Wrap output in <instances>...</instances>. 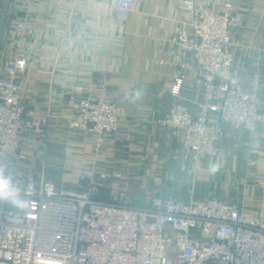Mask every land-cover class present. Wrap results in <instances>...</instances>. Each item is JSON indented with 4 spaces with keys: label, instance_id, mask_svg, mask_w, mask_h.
<instances>
[{
    "label": "crops",
    "instance_id": "crops-1",
    "mask_svg": "<svg viewBox=\"0 0 264 264\" xmlns=\"http://www.w3.org/2000/svg\"><path fill=\"white\" fill-rule=\"evenodd\" d=\"M106 0H50L34 7L28 16L15 12L10 2L0 49V65L14 56L18 45L27 47L31 62L20 77L26 111L33 125L19 147H11L6 159L16 170L33 169L39 177L56 181L66 189L80 188V170L118 171L129 183L133 203L145 205L153 195L179 200L220 198L237 201L244 212L264 208L258 186L264 169V121L247 131L226 124L214 142V152L204 154L200 169L183 150L182 136L162 124L171 107L185 104L192 113L205 100L204 86L191 71L179 96L171 93L177 75L175 27L185 17L182 0H132L122 17L105 10ZM201 5L204 0H194ZM224 0H214L219 9ZM4 0H0V13ZM232 14L243 15L244 25L232 27L234 60L241 65L237 79L244 89L259 77V109L264 112V0H231ZM25 19L31 31L12 28L15 18ZM189 33L192 29L187 26ZM104 81L117 106L119 139L72 128L69 117L78 112L79 93L74 85L85 80ZM94 94L99 90L94 88ZM211 122H220L215 111ZM41 133L45 137H41ZM256 149V165H249L250 149ZM236 184V187L232 186ZM118 184L104 181V196L113 200Z\"/></svg>",
    "mask_w": 264,
    "mask_h": 264
},
{
    "label": "built area",
    "instance_id": "built-area-1",
    "mask_svg": "<svg viewBox=\"0 0 264 264\" xmlns=\"http://www.w3.org/2000/svg\"><path fill=\"white\" fill-rule=\"evenodd\" d=\"M50 0H11L14 11L28 16L34 7ZM64 2L65 0H59ZM214 0L197 5L182 0L185 17L171 38L178 71L171 93L179 96L191 71L204 86L205 100L196 113L175 103L162 124L182 136L183 150L191 156L196 173L204 154L214 152V142L226 124L247 131L264 121L258 93L262 80L249 89L237 79L241 65L234 60L232 27L244 25L243 15L232 14L231 0L214 9ZM132 0H106L105 10L122 17ZM262 12L264 10L259 9ZM187 26L192 29L189 33ZM12 28L31 31L25 19L15 18ZM31 62V53L18 45L14 56L0 65V175L19 191L18 198H0V264H264V208L246 213L233 199L179 200L153 195L145 205L132 202L129 183L118 171H96L93 165L79 173L80 188L66 189L33 169H13L6 159L11 147H19L33 125L26 111L20 77ZM99 90L94 94L92 90ZM79 93L78 112L70 127L98 135L117 133L119 115L104 81L85 80L74 85ZM220 122H211L209 112ZM41 137H45L41 133ZM249 165H256V149H250ZM258 186L264 194V169ZM118 184L113 200L100 197L104 181ZM236 187L235 183H232Z\"/></svg>",
    "mask_w": 264,
    "mask_h": 264
},
{
    "label": "clouds",
    "instance_id": "clouds-1",
    "mask_svg": "<svg viewBox=\"0 0 264 264\" xmlns=\"http://www.w3.org/2000/svg\"><path fill=\"white\" fill-rule=\"evenodd\" d=\"M19 191L11 186L9 178L0 175V198H18Z\"/></svg>",
    "mask_w": 264,
    "mask_h": 264
},
{
    "label": "water",
    "instance_id": "water-1",
    "mask_svg": "<svg viewBox=\"0 0 264 264\" xmlns=\"http://www.w3.org/2000/svg\"><path fill=\"white\" fill-rule=\"evenodd\" d=\"M10 2H11V0H4L2 10L0 13V49H1L3 33H4V29H5V23H6V19H7V14H8Z\"/></svg>",
    "mask_w": 264,
    "mask_h": 264
},
{
    "label": "trees",
    "instance_id": "trees-1",
    "mask_svg": "<svg viewBox=\"0 0 264 264\" xmlns=\"http://www.w3.org/2000/svg\"><path fill=\"white\" fill-rule=\"evenodd\" d=\"M100 197H102V198H106V197L104 196L103 189H102V193H101Z\"/></svg>",
    "mask_w": 264,
    "mask_h": 264
},
{
    "label": "rangeland",
    "instance_id": "rangeland-1",
    "mask_svg": "<svg viewBox=\"0 0 264 264\" xmlns=\"http://www.w3.org/2000/svg\"><path fill=\"white\" fill-rule=\"evenodd\" d=\"M56 182V181H55Z\"/></svg>",
    "mask_w": 264,
    "mask_h": 264
}]
</instances>
